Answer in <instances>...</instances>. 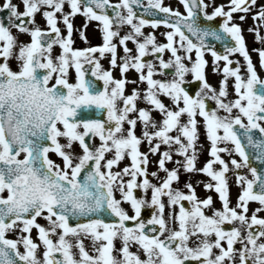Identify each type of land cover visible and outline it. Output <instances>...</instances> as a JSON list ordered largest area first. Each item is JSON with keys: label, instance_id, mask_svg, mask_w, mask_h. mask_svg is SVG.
I'll list each match as a JSON object with an SVG mask.
<instances>
[{"label": "snow or ice", "instance_id": "obj_1", "mask_svg": "<svg viewBox=\"0 0 264 264\" xmlns=\"http://www.w3.org/2000/svg\"><path fill=\"white\" fill-rule=\"evenodd\" d=\"M0 11V264H264V2L2 0ZM90 22L101 42L75 47ZM195 174L221 207L197 196Z\"/></svg>", "mask_w": 264, "mask_h": 264}, {"label": "flooded vegetation", "instance_id": "obj_2", "mask_svg": "<svg viewBox=\"0 0 264 264\" xmlns=\"http://www.w3.org/2000/svg\"><path fill=\"white\" fill-rule=\"evenodd\" d=\"M113 2H115V0H113ZM215 3V4H221V3H225L226 0H209V3ZM0 3H2V0H0ZM165 3H169L171 4L172 6H176V0H165ZM182 10V9H181ZM209 11H211V8H209ZM234 15H239L238 13L237 14H234ZM6 16V12L5 11H0V18H3ZM36 21L37 23H39L42 27L44 26V21L43 19L41 18V16L39 14H37L36 16ZM83 23V17L82 16H79L77 15L74 19H73V25H74V29H78L80 28V26L82 25ZM215 23H217V21L215 20ZM252 21H245L244 24L242 25V27L244 28V32H243V35L245 36V40H246V44L247 46H249V49H251L253 46H257V42L254 40V34L252 32H249L247 30V28L252 25ZM96 22H90L88 27L85 29V34L88 38V42L85 43L78 35V33L74 30L73 32V40H74V46L75 47H88V46H91V45H95V44H98L101 42V38H100V34L98 32V30L96 29ZM146 31H150L151 29H145ZM13 31L15 32V29H13ZM157 35L159 36V32H157ZM21 40H27L28 37L27 36H21L20 37ZM129 47H133L131 43H129ZM58 51V49H55L54 48V53ZM118 54H122V51L119 50L118 48ZM253 55V60L254 62H256L257 60V57L255 55V53H252ZM206 58L209 60V65L207 67V79L209 81V83H211L214 87H216L218 85V80L220 79V74L218 73H213L211 71V57L210 56H206ZM237 59H241L240 57H236ZM146 59H151V57H146ZM101 63L105 66V67H108V64H107V60H102ZM221 66H222V62H221ZM13 67H15V63L13 62ZM258 72L259 70L261 71L260 72V77L262 79H264V72L263 70L259 69V67L257 68ZM114 74L118 75V72H115L114 70ZM129 75L130 77L131 76H134L135 73L132 72L131 70L129 71V73L127 74ZM71 75H70V79H71ZM187 79L189 81H191V76L189 75L187 77ZM198 82H195V81H191L190 83H188L186 85V87L188 88V90L194 94L195 90L198 88ZM132 87V85H128V88L130 89ZM229 94L231 95V80L229 81ZM208 104L209 106H214V103L212 101H208ZM199 119V118H198ZM202 138H205L204 134H203V129L201 128V135H200V139ZM75 150H78V146L74 145L73 146ZM141 150H145L144 146H142V149ZM52 158L55 159L57 162H60L59 161V158L56 157L54 154H52ZM121 166H123L121 164ZM169 167H171V163L168 164ZM154 167L155 165L154 164H150L149 165V171H152L154 170ZM160 175H163V173H161ZM174 187H178V184H175L174 183ZM135 191V194L137 196L141 195L142 193H140L139 190H134ZM166 200V198H164ZM187 206V204H186ZM151 209H148V208H145L142 210V215L144 217H148L150 214H151ZM165 211L167 212V207L165 209ZM131 214V213H130ZM38 222L41 223V224H45L46 221H44L42 218H37ZM8 235L10 237H13L14 236V233H8ZM32 235H33V238L35 239V230H33L32 232ZM85 243V246L90 248L91 246V241L90 240H85L84 241ZM116 245L117 247H119V241L116 242ZM22 250V249H21ZM133 250H135V248H133Z\"/></svg>", "mask_w": 264, "mask_h": 264}, {"label": "rangeland", "instance_id": "obj_3", "mask_svg": "<svg viewBox=\"0 0 264 264\" xmlns=\"http://www.w3.org/2000/svg\"><path fill=\"white\" fill-rule=\"evenodd\" d=\"M264 0H259V2H262ZM199 146H201V152L197 161V166L200 167L203 165L205 160L208 158L207 156V147H208V142L207 141H201L199 140ZM223 146V145H221ZM221 155L225 158L228 159L227 153H221ZM238 158V157H237ZM153 160L155 157L152 158ZM244 171V170H241ZM188 179V178H187ZM209 178L206 175L203 174H195L192 177V183L196 189L197 196L199 198H204L205 196H212L213 198V207L219 208L221 207V203L218 199V195L211 190H205L202 186V184L196 183L197 180H204L207 181ZM229 189H230V206H234L236 202V197L239 192V186L234 183V177L232 176L231 172L229 173ZM258 207V204L256 202H250L249 203V214L251 211L255 208ZM210 214V211H209ZM258 215L264 216V212L259 213ZM239 247V245H237Z\"/></svg>", "mask_w": 264, "mask_h": 264}]
</instances>
